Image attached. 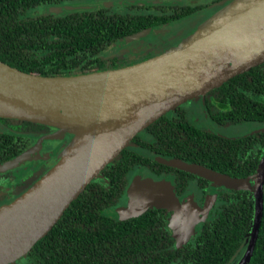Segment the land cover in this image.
<instances>
[{"label": "trees", "instance_id": "16d2710c", "mask_svg": "<svg viewBox=\"0 0 264 264\" xmlns=\"http://www.w3.org/2000/svg\"><path fill=\"white\" fill-rule=\"evenodd\" d=\"M65 1L0 0V61L41 76L126 67L133 62L116 63L114 55H103L112 42L142 27L185 17L201 8V5L182 6L172 9L169 16L147 17L109 14V8L95 7L71 13L27 14L35 7L58 6ZM153 8L160 10L158 6ZM263 66L264 63L251 67L204 95L210 122L219 127L245 121L264 124ZM173 111L174 118L163 114L135 135L20 260L27 264H229L234 259L235 263L250 228L252 192L249 189L216 186L211 201L215 212L182 245H176L165 228L166 216L151 207L140 215L119 221L102 215L123 195L126 174L133 166L153 168L156 173L171 171L178 185L192 175L158 163L134 149L246 179L252 186L254 170L264 153V131L224 138L194 126L180 107ZM0 126L8 129L0 132V162L27 149L33 141L29 134L48 128L9 118H0ZM40 175L26 181L25 187L36 182ZM6 179V175H0V206L26 189L4 188ZM198 181L202 187L211 186L210 181L201 178ZM247 264H264V178L261 217Z\"/></svg>", "mask_w": 264, "mask_h": 264}, {"label": "water", "instance_id": "95a60500", "mask_svg": "<svg viewBox=\"0 0 264 264\" xmlns=\"http://www.w3.org/2000/svg\"><path fill=\"white\" fill-rule=\"evenodd\" d=\"M124 3L140 2H104L96 8ZM85 9L61 7L54 11L71 13ZM262 62L264 0H228L177 45L122 68L41 76L0 61V118L28 121L71 135L69 143L56 153L55 160L40 178L0 206V264H10L24 256L87 183L148 124ZM99 75L118 80L101 81L94 88L73 82ZM25 154L0 163V170ZM161 162L179 169L182 165L206 171L205 176L211 182L200 216L176 217L178 222L172 223L171 215L168 226L176 245L185 243L193 233L195 221L206 215L215 186L251 190L250 228L234 263L247 264L261 217L264 153L254 170L251 187L246 179L196 164L176 159ZM134 184L127 190L129 194ZM149 204L171 210L177 202L166 192L163 183L156 189L139 190L132 210L114 207L102 215L124 220L141 214Z\"/></svg>", "mask_w": 264, "mask_h": 264}, {"label": "flooded vegetation", "instance_id": "af4514ba", "mask_svg": "<svg viewBox=\"0 0 264 264\" xmlns=\"http://www.w3.org/2000/svg\"><path fill=\"white\" fill-rule=\"evenodd\" d=\"M74 1L75 0H67L65 2H62L60 5L70 6L71 3ZM130 1H137L140 3H133V4H125L124 3V4L113 5V6H104V7L96 8V5H98L100 3H104V2H130ZM227 1L228 0H209V1H206L203 3L200 1H196L194 3L187 2V1L182 2V3L181 2L163 3V2H154L153 0H93V1L88 0V2L86 1V3L83 4V7H86V8L95 7L96 9L109 8V11H108L109 14L117 13V14H121V15L128 14V15H133V16L147 17V16H155V15L156 16H161V15L169 16L171 13H173L172 9H177L178 7H182V6L195 7V6L201 5V8H199L198 10L193 12L192 14L187 15L185 17L170 19L168 21H163L160 23H153V24H150L146 27L140 28L136 32L125 35V36L117 39L116 41L112 42L103 52V55H107V56L108 55H114L116 58L115 59L116 63H121V64L126 63L127 64L130 62H133L132 64H134V62L137 63V62H140V60L142 61L143 59H146V58H149L151 56L160 54L164 50H166L168 47L177 43L179 41L180 37H182L180 30L178 29L174 35L168 36L165 39H162L159 37H154L155 40L152 42H146V45H143L144 47L138 46V44L131 45L130 49L133 52L131 54H127V52H126L127 49L123 48V47H118L116 50H114L112 52H109V49L114 45H119L121 42H124L127 39H131V37H134V36L135 37H140V36L142 37L143 35H146L147 33L152 32L153 30H156L157 28L166 27L167 25H170V24L180 23L184 19L195 16V15L199 14L200 12H202L206 9H210L212 7H217V8L221 7ZM220 2H222V3H220ZM43 6H47L46 7L47 12H44L42 14L55 13V11H53V10L48 12V7H51L52 5H43ZM80 6H75V7H80ZM154 6L160 7L159 8L160 10L158 11L157 9L153 8ZM72 7H74V6H72ZM32 11H34V10H32ZM27 14H29L28 11H27ZM35 15H37V14H33V16H35ZM263 63L264 62H262L258 65H261ZM132 64H130V65H132ZM263 68H264V66H263ZM204 95H203V97H198V98L192 99V100H199L200 108H201L200 117H201L202 121L198 120V122L196 124L191 122L190 118H188V116L186 115L185 110L181 107V104H183L185 102H183L177 106L183 110L185 118L188 119L189 122L192 123L194 126H197L198 128H202V129H207V130H209V131H211V132H213V133H215L221 137H224V138H233V137H238L241 135H246L249 133H257V132L264 131V124L258 123L256 121H245V122H241V123L231 124V125H228L225 127H219V126L214 125L212 122H210V120H209V118L205 112V105H204L205 96ZM188 101H190V100H188ZM173 110H171L169 112L168 116H166V114H164V115L167 118H169V117L174 118L176 116V114L174 113ZM12 120L22 121V120H16V119H12ZM248 122H254L256 124H252V125H260L261 127L249 130L248 132L237 135V136H229L227 134H223V133L219 132V130H224L221 128L226 129L228 127L241 126V125L250 126V125L244 124V123H248ZM141 131L137 134H141ZM0 132H8V129L5 126H0ZM70 136L71 135L66 134V133L57 135L56 129L51 128V127L44 128V129H42L41 132L36 133V134H29V137H31L33 140L31 145L27 149L23 150L22 152H20L18 154L20 155V154H23L24 152H28L29 150L33 149L32 152L29 153V155L26 156V158H24L23 160L17 161L16 163H13L10 166H7L6 168L0 170V175H6V178H7L5 180V183H4V185H5L4 188L13 189L15 186H18L20 189L26 188L25 187L26 181H29V179L32 178L33 176H35L36 174L40 175V173H42V171H45L51 165V163H52V161L56 155V152H58L59 150H61L65 147V145L68 143V141L70 139ZM134 150L136 152H138L139 154L146 155L149 158H152L155 161H158V163H161V164H164L163 162H161V160L171 159L170 156L150 153V152L143 150V149H134ZM6 161H9V160H4L0 163L6 162ZM134 168L141 169L143 171H141L140 174H130L132 169H134ZM154 168H157V166L154 165ZM128 172H130L129 175H128ZM128 172H127L126 178H125L126 179V186L124 188L123 195L118 199L117 203L110 208L125 207L124 205H122L124 203L120 204L121 200H123V201H127V203L130 206L129 210H132L135 206L136 194L139 190H142V188H145V187H148L149 190L156 189L161 184L164 183L165 188H166V192L170 196H172V198L177 202L176 206L173 207L171 210H167L166 208L155 207V206L149 204L145 210H147L148 208L151 207L150 209L158 210L161 215H164V217L166 216L167 221H166L165 228L169 232H170V228L168 225H169V222L171 219V215L174 213L175 210L178 211L179 215H180V213H182L184 211V208H185V204L183 203L184 198L187 197V194L190 193L191 191H192V193L190 194V197H191L190 199H192V200H191L190 204L192 205L193 210L196 213V215L197 216L201 215V211H202V208H203V205L205 202V197L207 196V191H208L209 187L208 186L202 187V185H201V183H199L198 179L201 178L202 180H206V181H209V180H207L203 177H200L194 173H190V174H192L191 177L187 178L185 180V182L183 181V183L178 185V183L175 180L176 177L174 176V173H172L171 171L164 172V170H163V171L156 173L153 170V168L143 167V166H133ZM144 174H147L148 176L145 177ZM154 181H159V183L155 186L152 184ZM133 182H135V184H134L133 189L130 191L131 194H129V192H127V190L131 187V184H133ZM29 186H30V184L28 185V187ZM215 187H214V189H215ZM225 188L226 187L221 185V189H225ZM213 205H214V203L209 204L207 211H206V215H204V218L202 220H196L195 221L196 223L193 226L194 232L189 236V238L186 240V242L189 241L197 233V231L201 228L202 223L205 220H207V218L210 217L215 212V208L213 207ZM110 208H107V209H110ZM179 211H180V213H179ZM138 215H140V214H138ZM178 224H180V223H177V225ZM170 235H171V232H170ZM171 238H173V237L171 236ZM173 241L176 244L175 238H173Z\"/></svg>", "mask_w": 264, "mask_h": 264}, {"label": "rangeland", "instance_id": "374dc122", "mask_svg": "<svg viewBox=\"0 0 264 264\" xmlns=\"http://www.w3.org/2000/svg\"><path fill=\"white\" fill-rule=\"evenodd\" d=\"M86 1L88 2V0H75L74 2L71 3L70 6H67V5H65V6H62V5L51 6V7H48V12L49 11H52V10L54 11V9L61 8V7H72V6L75 7V6H80V5L83 6V4L86 3ZM153 1L154 2H163V3H172V2H181L182 3V2H185V1L194 3L196 1H200V2L203 3V2H206V1H209V0H153ZM46 7L47 6H38V7H35V8H33V9H31V10L28 11L29 12L28 15L42 14L44 12H47ZM219 8L220 7H218V8L217 7H212L210 9H206V10L200 12L199 14H197L195 16H192V17H189L187 19H184L180 23L170 24V25H167L166 27L157 28L156 30H153L152 32H149L146 35H143L142 37L141 36L140 37H135V36L134 37H131V39H127L126 41L121 42L119 45L112 46L109 49V52H112V51L116 50L118 47H123V48H126L127 49V51H126L127 54H131V53H133L132 50L130 49L131 45L138 44V46L144 47L143 45H146V42H152V41H154L155 40L154 37H159V38L165 39L168 36L174 35L175 32L179 29L180 32H181L182 37H180V39H179V41L177 43H175L174 45H172V46L168 47L166 50H164V51H167L171 47L177 45L184 36H186L190 32H192L199 24H201L204 20H206L210 15H212ZM32 10H34V11H32ZM181 107L185 110V113L188 116V118H190L191 122H193L194 124H196L198 122V120L202 121L201 120V117H200V115H201V108H200V102H199V100L186 101L185 103L181 104ZM244 124L250 125V126H243V125H241V126L228 127L226 129L225 128H221V129H224V130H219V132H221L223 134H227L229 136H237V135L246 133L249 130H252V129H256V128H260L261 127L260 125H252V124H256L254 122H248V123H244ZM56 134L59 135V134H62V132L56 130ZM70 138H71V136H70ZM68 143H69V141H68ZM32 150L33 149H31L28 152H26V154L23 155L17 161H20V160H23L24 158H26V156H28L29 153L32 152ZM55 158L56 157H54L53 161L55 160ZM166 160H169V159H166ZM179 167H181L182 169H185V170L194 172V174H196V175H198L200 177H203V178H206V179L209 177V176H205V175H207V174H205L206 171L198 170V169H195V168H192V167H185V166H182V165H180ZM141 171H143V170L134 168V169H132L131 173L128 172V175H129V173L130 174H140ZM144 176L146 177L148 175L147 174H144ZM158 183H159V181H154L152 184L156 186ZM191 193H192V191L187 194V197L184 198V201H183V203L185 204L184 211L182 213H180V211H179V213H180V215H179L178 214V211L175 210L174 213L172 214V217H173V222L172 223L178 222V221H176V217H178V218L179 217H182L183 218V217H186V216L192 217V216H195L196 215V213L193 210L192 205L190 204V202L192 200V199H190L191 198L190 197V194ZM122 203H124V204H122ZM120 204L124 205L127 208H130V206L127 203V201L121 200ZM192 232H194V228L192 229ZM233 260L229 264H233L234 263ZM10 264H27V263L23 259L22 260L18 259V260L14 261V262H12Z\"/></svg>", "mask_w": 264, "mask_h": 264}, {"label": "bare ground", "instance_id": "6f19581e", "mask_svg": "<svg viewBox=\"0 0 264 264\" xmlns=\"http://www.w3.org/2000/svg\"><path fill=\"white\" fill-rule=\"evenodd\" d=\"M110 80H118L117 78H109V77H103L101 75L96 76V77H87L86 79L83 80H76L73 81L74 83H77L82 86H86L89 88H94L98 87L95 83H101V81H110Z\"/></svg>", "mask_w": 264, "mask_h": 264}]
</instances>
